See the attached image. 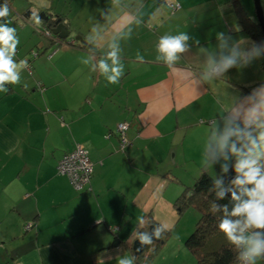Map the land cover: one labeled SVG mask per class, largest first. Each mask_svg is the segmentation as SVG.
<instances>
[{"label": "crops", "instance_id": "obj_1", "mask_svg": "<svg viewBox=\"0 0 264 264\" xmlns=\"http://www.w3.org/2000/svg\"><path fill=\"white\" fill-rule=\"evenodd\" d=\"M251 1L242 0L255 20ZM8 5L9 15L0 23L16 29V55L24 58L31 50L40 56L32 62V75L24 69L18 84L0 92V264H117V256H136L135 233L144 229L139 217L167 224L171 236L155 255L151 247L135 264H196L184 244L198 212L189 208L181 216L176 201L205 173L202 150L210 123L264 83V57L222 79L199 80L202 50L216 48L217 32L254 42L230 0H8ZM42 13L63 18L68 43L58 47L45 38ZM180 32L193 37L189 52L173 68L156 62L159 38ZM77 37L88 46L70 45ZM112 43L119 45L124 64L115 85L98 67L93 71ZM138 51L143 63L136 60ZM124 122L130 124L129 145L122 151L117 130ZM219 124L222 131L223 121ZM78 145L94 166L83 191L57 172L60 159ZM217 172L219 164L206 174ZM115 237L120 242L112 246Z\"/></svg>", "mask_w": 264, "mask_h": 264}, {"label": "clouds", "instance_id": "obj_2", "mask_svg": "<svg viewBox=\"0 0 264 264\" xmlns=\"http://www.w3.org/2000/svg\"><path fill=\"white\" fill-rule=\"evenodd\" d=\"M9 11L8 0H4L0 5V20L7 17ZM33 18L39 20L35 13ZM8 24L7 21L0 23V92L3 93L10 91L6 85L20 82L21 72L27 67V61L17 63L14 59L20 41L16 29ZM190 40L193 37L186 32L162 35L156 45V62L173 68L183 54L189 52ZM216 40L215 49L202 50L206 57L204 72L199 76L201 82L222 79L230 70H243L264 57V44L236 40L223 31L216 33ZM195 43L199 45L200 41L195 40ZM110 47L107 59H101L93 71L98 67L107 83L115 85L124 75V64L119 55V45L112 43ZM136 60L144 62L139 51ZM83 62L88 64L89 60ZM219 121L224 124L222 131ZM210 125L202 150V166L206 173L209 167L219 164V172L212 178L215 188L208 191H215L218 200H224L230 194L231 204V209L229 204L221 206L214 203L211 206L213 213H220L218 232L237 250L240 264H257L264 260V83L240 95L237 102ZM230 160L235 161L231 165L235 178L225 186ZM101 222L97 220L98 224ZM146 223L144 217L138 218L140 227ZM166 230L168 225L162 223L151 232L141 231L135 235L142 249L145 245H152L154 239H161ZM115 259L117 264H135L136 258L124 254Z\"/></svg>", "mask_w": 264, "mask_h": 264}, {"label": "trees", "instance_id": "obj_3", "mask_svg": "<svg viewBox=\"0 0 264 264\" xmlns=\"http://www.w3.org/2000/svg\"><path fill=\"white\" fill-rule=\"evenodd\" d=\"M230 2L235 15L243 26V29L258 45L264 44V34L257 19H252L241 0H230ZM46 17L48 18L46 20L48 25L46 30H51V27L49 26H54L58 20L63 22V18L56 14L47 13ZM64 42L68 43L67 40H61V44ZM69 44L80 49L88 46V43L84 40L82 42L74 41ZM33 52L36 54H34V56L27 61V67L25 68L30 75H32V62L40 56L39 52ZM9 89L11 90L10 87ZM234 162L235 161L231 162L230 171L224 179L225 186L230 183L231 179L235 178L234 173L231 171V165L234 164ZM212 178L215 177L204 173L197 178L195 183L191 187H188L176 201L175 206L181 216L185 210L189 208L196 210L199 214V219L196 223L195 229L186 239L184 245L189 253L194 257L196 264H240L237 260V250L233 246L229 245L223 235L218 232L217 225L220 213H213L211 211V206L214 203L221 206L229 204V209H231L230 194L228 198L218 200L216 198L215 191H208L209 189L215 188ZM151 226L157 227L153 221L149 220L144 226L143 231H149ZM170 236L171 232L166 230L162 234L160 241L152 244L147 250H150L152 247V255H155L162 245L170 238ZM119 242L120 240L115 237L112 246H116ZM135 258L138 261L141 257L135 256ZM261 264H264V260H261Z\"/></svg>", "mask_w": 264, "mask_h": 264}, {"label": "built area", "instance_id": "obj_4", "mask_svg": "<svg viewBox=\"0 0 264 264\" xmlns=\"http://www.w3.org/2000/svg\"><path fill=\"white\" fill-rule=\"evenodd\" d=\"M172 8H180L179 5H170ZM45 37L54 41L60 47L61 40L54 37L50 30L44 32ZM74 41H71L72 43ZM64 44V43H63ZM130 124L127 122L121 123L118 126L117 134L120 141V148L122 151L129 145L128 131ZM57 172L61 176L68 177L74 188L77 191L85 190L92 179L94 174V166L90 159L89 152L83 147L78 145L72 152L65 154L57 165ZM32 225H28L27 229H31Z\"/></svg>", "mask_w": 264, "mask_h": 264}, {"label": "water", "instance_id": "obj_5", "mask_svg": "<svg viewBox=\"0 0 264 264\" xmlns=\"http://www.w3.org/2000/svg\"><path fill=\"white\" fill-rule=\"evenodd\" d=\"M253 3H254V8H255L256 19L259 22V24L262 28L263 34H264V9H263V5H262V0H253ZM40 18L44 19V20L48 19L44 13H42ZM49 27H51V34L54 37L59 38L60 40H67L70 36V31H69L68 27L61 20H58L54 26L50 25ZM76 40L81 41V42L83 41L82 37H77ZM89 49H92V47L89 46ZM154 229H155V227L151 226L149 228V232H151ZM159 241H160V239L159 240L154 239L153 244L158 243ZM150 246L151 245H145L141 249L140 242L138 239H136L133 243L134 254L136 256H141ZM138 249H140V250L138 251Z\"/></svg>", "mask_w": 264, "mask_h": 264}, {"label": "rangeland", "instance_id": "obj_6", "mask_svg": "<svg viewBox=\"0 0 264 264\" xmlns=\"http://www.w3.org/2000/svg\"><path fill=\"white\" fill-rule=\"evenodd\" d=\"M241 2H242V0H241ZM242 4H243V2H242ZM251 5H252V1H251ZM262 5H263V8H264V0H262ZM172 9H177V8H172ZM252 9H253V14H254V17H256V14H255V8H254V3H253V5H252ZM43 37V38H42ZM39 36V39L41 40V39H45L44 38V36ZM35 46V45H34ZM28 50H30L32 47H30L29 45H28ZM56 49V48H55ZM38 52V51H37ZM34 54H36L35 52H33V51H27V52H25V56L26 57H21L20 55L19 56H17L16 54H15V57H16V60H17V63H19V61H20V59L22 60V59H25V58H27L28 60L32 57V56H34ZM31 56V57H30ZM28 72V71H27ZM198 215V218H197V221H198V219H199V214H197ZM173 239V238H172ZM260 264H261V260H260Z\"/></svg>", "mask_w": 264, "mask_h": 264}, {"label": "flooded vegetation", "instance_id": "obj_7", "mask_svg": "<svg viewBox=\"0 0 264 264\" xmlns=\"http://www.w3.org/2000/svg\"><path fill=\"white\" fill-rule=\"evenodd\" d=\"M51 31V30H50ZM50 41H51V43H53L54 44V41L53 40H51V39H49Z\"/></svg>", "mask_w": 264, "mask_h": 264}]
</instances>
